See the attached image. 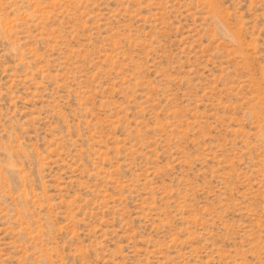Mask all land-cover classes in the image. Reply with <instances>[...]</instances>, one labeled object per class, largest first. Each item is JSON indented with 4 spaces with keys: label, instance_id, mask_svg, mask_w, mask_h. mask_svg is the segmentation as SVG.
Wrapping results in <instances>:
<instances>
[{
    "label": "rangeland",
    "instance_id": "obj_1",
    "mask_svg": "<svg viewBox=\"0 0 264 264\" xmlns=\"http://www.w3.org/2000/svg\"><path fill=\"white\" fill-rule=\"evenodd\" d=\"M0 264H264V0H0Z\"/></svg>",
    "mask_w": 264,
    "mask_h": 264
}]
</instances>
